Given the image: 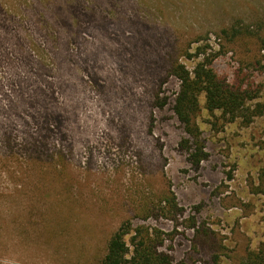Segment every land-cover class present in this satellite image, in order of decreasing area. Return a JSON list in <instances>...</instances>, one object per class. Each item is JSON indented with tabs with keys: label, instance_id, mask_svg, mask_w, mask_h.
<instances>
[{
	"label": "rangeland",
	"instance_id": "obj_1",
	"mask_svg": "<svg viewBox=\"0 0 264 264\" xmlns=\"http://www.w3.org/2000/svg\"><path fill=\"white\" fill-rule=\"evenodd\" d=\"M203 56L258 114L201 95L194 168L170 68ZM125 220L174 263L264 245V0H0V264H99Z\"/></svg>",
	"mask_w": 264,
	"mask_h": 264
},
{
	"label": "trees",
	"instance_id": "obj_2",
	"mask_svg": "<svg viewBox=\"0 0 264 264\" xmlns=\"http://www.w3.org/2000/svg\"><path fill=\"white\" fill-rule=\"evenodd\" d=\"M237 33L236 29L232 32L234 35ZM199 54L200 49L197 48L193 56L198 57ZM170 74L180 81L172 106L186 134L179 141V147L187 152L191 165L197 168L207 157L200 137L201 131L195 120L200 111L201 95L204 96V106L208 112L213 114L219 111L228 120L242 117L250 122L252 114L258 113L248 114V89L237 80L229 81L224 75L218 74L206 56L196 61L191 70L175 62L171 65ZM162 244L159 231L150 232L142 227L132 229L129 221L125 220L110 235L106 253L99 264H184L174 263L170 255L161 250ZM243 264H264V245L257 252L251 253Z\"/></svg>",
	"mask_w": 264,
	"mask_h": 264
}]
</instances>
